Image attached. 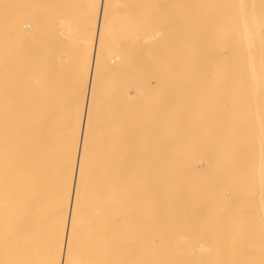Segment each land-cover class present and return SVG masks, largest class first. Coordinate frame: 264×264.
Returning a JSON list of instances; mask_svg holds the SVG:
<instances>
[{
  "label": "bare ground",
  "instance_id": "bare-ground-1",
  "mask_svg": "<svg viewBox=\"0 0 264 264\" xmlns=\"http://www.w3.org/2000/svg\"><path fill=\"white\" fill-rule=\"evenodd\" d=\"M38 1L0 0V264H264V0Z\"/></svg>",
  "mask_w": 264,
  "mask_h": 264
},
{
  "label": "rangeland",
  "instance_id": "rangeland-1",
  "mask_svg": "<svg viewBox=\"0 0 264 264\" xmlns=\"http://www.w3.org/2000/svg\"><path fill=\"white\" fill-rule=\"evenodd\" d=\"M45 1H46V0H43V2H42V3H44V5H43V4L40 5V2H39V1H38L39 3H37V2H36V3H37L38 5H40L39 7H41V8H42V6H46V7H47V2H48V0H47V2H45ZM74 1H75V3H77L78 0H74ZM74 1H73V2H74ZM79 1L81 2V0H79ZM80 2H79V3H80ZM36 3L34 4V5H36V6H33V10H34L36 7H38V5H37ZM75 3L73 4V6H74V5L76 6ZM75 6H74V7H75ZM77 6H78V4H77ZM80 6H82V5H80ZM34 7H35V8H34ZM39 7H38V10H39ZM46 7H45V8H46ZM41 8H40V9H41ZM43 8H44V7H43ZM79 8H80V7H79ZM81 8H82V7H81ZM75 9L77 10L78 7H76ZM36 10H37V9H36ZM36 10H35V11H36ZM43 10H44V9H43ZM76 10H75V11H76ZM80 10H81V9H80ZM80 10L77 11V12L79 13ZM41 11H42V10H41ZM41 11H39V13H40ZM37 12H38V11H37Z\"/></svg>",
  "mask_w": 264,
  "mask_h": 264
}]
</instances>
